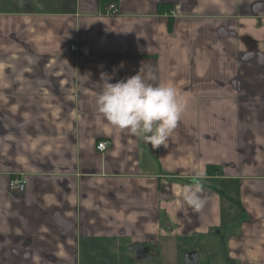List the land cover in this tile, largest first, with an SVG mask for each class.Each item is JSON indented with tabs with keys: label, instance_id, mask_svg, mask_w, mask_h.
<instances>
[{
	"label": "crops",
	"instance_id": "crops-1",
	"mask_svg": "<svg viewBox=\"0 0 264 264\" xmlns=\"http://www.w3.org/2000/svg\"><path fill=\"white\" fill-rule=\"evenodd\" d=\"M149 70L185 102L158 149L95 105L101 72ZM197 171L200 211L182 198ZM192 252L264 264V0H0V264Z\"/></svg>",
	"mask_w": 264,
	"mask_h": 264
},
{
	"label": "clouds",
	"instance_id": "clouds-1",
	"mask_svg": "<svg viewBox=\"0 0 264 264\" xmlns=\"http://www.w3.org/2000/svg\"><path fill=\"white\" fill-rule=\"evenodd\" d=\"M122 67V65H121ZM113 74L100 73L102 88L95 105L102 117L114 128L142 138L154 149L166 147L185 110L184 99L171 84H153L157 77L149 70L110 82ZM204 173L197 171L182 193L184 202L200 211L206 200L203 196Z\"/></svg>",
	"mask_w": 264,
	"mask_h": 264
},
{
	"label": "built area",
	"instance_id": "built-area-1",
	"mask_svg": "<svg viewBox=\"0 0 264 264\" xmlns=\"http://www.w3.org/2000/svg\"><path fill=\"white\" fill-rule=\"evenodd\" d=\"M107 9L110 12H117V8L115 6L114 3H110L107 5ZM69 49L71 51H74L76 53L82 54V55H87L90 52V47H89V43H82V44H78L76 42H73L70 44ZM108 148V143L107 141H99L96 144V149L103 152ZM25 179L23 177H15V178H11L9 180V187L11 190L15 191V192H22L25 188Z\"/></svg>",
	"mask_w": 264,
	"mask_h": 264
},
{
	"label": "water",
	"instance_id": "water-1",
	"mask_svg": "<svg viewBox=\"0 0 264 264\" xmlns=\"http://www.w3.org/2000/svg\"><path fill=\"white\" fill-rule=\"evenodd\" d=\"M185 264H196L197 263V254L192 252L188 253L184 258Z\"/></svg>",
	"mask_w": 264,
	"mask_h": 264
},
{
	"label": "rangeland",
	"instance_id": "rangeland-1",
	"mask_svg": "<svg viewBox=\"0 0 264 264\" xmlns=\"http://www.w3.org/2000/svg\"><path fill=\"white\" fill-rule=\"evenodd\" d=\"M201 254L204 256V252H203V250H202V253H201ZM203 256H202L201 258H203ZM207 257H211V255H208ZM207 257H206V259H207ZM178 258H179V257L175 258V260L178 261ZM182 261H183V259H182V256H181L179 262L182 264Z\"/></svg>",
	"mask_w": 264,
	"mask_h": 264
},
{
	"label": "trees",
	"instance_id": "trees-1",
	"mask_svg": "<svg viewBox=\"0 0 264 264\" xmlns=\"http://www.w3.org/2000/svg\"><path fill=\"white\" fill-rule=\"evenodd\" d=\"M210 167V166H209Z\"/></svg>",
	"mask_w": 264,
	"mask_h": 264
}]
</instances>
